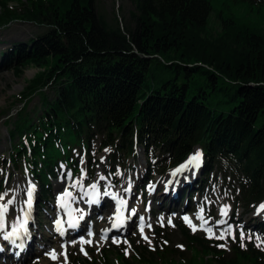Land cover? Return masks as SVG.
<instances>
[{
	"label": "trees",
	"instance_id": "trees-1",
	"mask_svg": "<svg viewBox=\"0 0 264 264\" xmlns=\"http://www.w3.org/2000/svg\"><path fill=\"white\" fill-rule=\"evenodd\" d=\"M229 1L245 13L264 7L262 0ZM217 3L133 0L128 20L109 21L97 0H0V27L19 19L43 28L0 53V73L38 69L16 98L22 108L7 121L10 165L33 177L46 199L61 165L78 170L75 148L90 156L100 143L113 168L141 147L161 160L154 166L148 156V165L162 169L197 147L205 160L199 183L223 172L238 192L235 205L263 202L264 30ZM213 12L220 29L211 35ZM34 96L40 109L31 116ZM179 234L217 264H264V251L252 243H233L227 260L218 243L209 246L182 226Z\"/></svg>",
	"mask_w": 264,
	"mask_h": 264
},
{
	"label": "rangeland",
	"instance_id": "rangeland-1",
	"mask_svg": "<svg viewBox=\"0 0 264 264\" xmlns=\"http://www.w3.org/2000/svg\"><path fill=\"white\" fill-rule=\"evenodd\" d=\"M217 1V7L221 8L222 11H227L224 6L226 4L236 17L245 13L244 7L233 6L229 0ZM16 5V2H11L12 7ZM97 7L109 21H112L114 17H119L120 20H128L129 11L134 9L133 0H97ZM253 7V10L246 11V17L248 20L258 23L264 30V7L257 5H253ZM215 15V12H213L208 21L207 30L211 35H214L220 29L219 21ZM42 31L43 28L34 23L15 19L7 26L0 28V51L13 47L16 42H26ZM37 72V68L29 66L23 70L20 77H15L12 70L0 73V164H3L4 159L8 162V154L11 151L10 148H12L11 143L8 141L7 130L10 125L7 121L14 117L21 108L22 104L16 98L26 86L27 81L33 78ZM39 106V97L34 96L28 104V111L31 116L35 115L36 109H40ZM73 153L79 158V172L73 177L70 176V180L68 179L69 171L65 172L63 177L60 176L61 172L58 178L52 182V193L45 203L43 212L40 214L39 222L36 224V234L42 241V245H46V250L36 253L34 258L27 260L24 264H117V261L120 260L115 256V254H118L115 251L117 248L121 250L120 253L123 250L130 264H136L135 257L136 259L143 257L146 259V261L138 264H196L198 259L206 262V264H217V261L208 255L207 251L203 250L199 244L182 239L179 234L180 224L185 229L186 227L189 228L190 235L196 236L198 240L206 241L209 246L210 241H221V249L227 251H225L227 260L231 256V245L237 241L241 245L253 242L255 246L264 250V226L260 227V225H264V219H262L264 202L257 205L258 207L248 209L235 205L233 200L238 196V192L235 191L236 188L231 178L224 175L223 172L213 174L200 193L194 194L189 199L190 201L187 199L188 208L183 213H190L189 215L194 221V225H190L184 223L179 215L186 202L183 191L188 190L192 184H187L181 190L179 198H176L171 204L170 197L162 195L159 198V194H163L166 189L164 180L168 178L172 170L169 166L162 171L154 170L152 164H145L149 160L148 156H150V159L153 158V162L160 165L161 160L155 158L156 155L147 156L141 147H137L134 150V156H130L125 161L124 166H115L112 171L107 166L110 150H101L100 143L96 142L94 144L90 156L77 148L74 149ZM88 159L90 162H88ZM7 164L4 172L2 171L3 178L6 180L0 193V198L3 197V199H0V201L8 202L11 208L10 215H14L19 219L26 195H28V185L33 180L22 170L13 169L9 163ZM146 178L147 181L143 184L142 181ZM179 179L180 177H178ZM57 185H69V189L73 186L72 190L76 192L75 194L82 196L87 204L90 203L93 188L101 185H104V188L108 186L111 194L114 195L124 189L134 193L132 199L140 205L136 208L137 213L147 218L151 215L154 218L152 228L149 229L145 238L140 237V233L130 230L124 238L117 237L109 240L106 244L99 243L96 238L85 246L73 243L66 247L65 255L61 254L58 259H53L47 252L50 250L59 251L60 247L53 242L48 217L50 212L58 207V202L55 201V196L58 195L59 190ZM107 196L104 197L103 201H107ZM152 196L154 199H152ZM222 209L227 211V216L221 217ZM166 210L171 213L164 214L163 212ZM173 212H176L175 216L171 215ZM200 213L202 220L210 223L209 234H204L199 229L196 217ZM156 214H159V216L156 217ZM101 218L102 216L96 217L98 228L101 227L99 223ZM133 221H136V217ZM156 229H159L158 233H156ZM37 248L36 245L33 246V249ZM133 254H136V256H133ZM101 258L102 262L100 263L99 259Z\"/></svg>",
	"mask_w": 264,
	"mask_h": 264
},
{
	"label": "bare ground",
	"instance_id": "bare-ground-1",
	"mask_svg": "<svg viewBox=\"0 0 264 264\" xmlns=\"http://www.w3.org/2000/svg\"><path fill=\"white\" fill-rule=\"evenodd\" d=\"M142 167H143V165H142ZM189 177H191L190 173H184L183 177L179 180H178V178H175V177L170 178L171 180L174 179L173 182L168 186V188L170 189V192H171V189L173 188L172 194L164 195L161 193V194H159V198L162 195L165 197H170L169 198L170 204L173 203V201L176 198H179L181 190L184 187H186L187 184H189L191 182V180H188ZM73 185H75V184H73ZM57 186L59 188L58 193H57L58 197H61V199L66 200L68 202V204H75L76 209L78 211L86 210V207H83L84 202H83L82 198L79 196H75L73 194V192L71 193L67 190L70 187L69 185H67V186L66 185L65 186L64 185L63 186L57 185ZM72 187L73 186H71V189H72ZM76 188H80V187H76ZM124 190L121 192H118V196L122 198L120 201L123 203L125 201L129 202L128 200H130V192L124 191ZM0 199H3V197ZM26 199H28V198L26 197ZM152 199H154L153 196H152ZM126 202H125V204H126ZM81 204H83V205H81ZM133 204L135 205V207L140 206L139 203H137V202H133ZM110 205L113 206V203L110 202ZM10 211H11V208L9 207V203L0 201V222L6 223V224L8 223L9 226H14L17 219H16V216L10 215V213H9ZM198 215L199 216H197V218H201V213ZM188 220L191 221L190 219H188ZM123 232L124 231H122V233ZM31 237H32L31 238V244L29 246V250L25 253L24 258H19L18 260L14 261L12 256L10 255L8 258V264H24L27 260L35 257L34 252H32V247L34 245H36V246L39 245L41 247L42 241L38 238V236L35 233H33ZM41 249H42V251H45L46 246H43ZM47 253L51 258L58 259L61 254L65 255V249L60 248L59 251L58 250H50Z\"/></svg>",
	"mask_w": 264,
	"mask_h": 264
}]
</instances>
